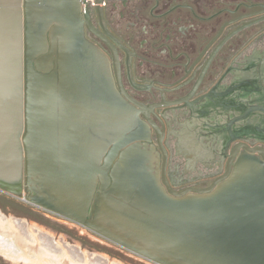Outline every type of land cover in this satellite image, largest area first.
Returning <instances> with one entry per match:
<instances>
[{"label":"water","instance_id":"obj_1","mask_svg":"<svg viewBox=\"0 0 264 264\" xmlns=\"http://www.w3.org/2000/svg\"><path fill=\"white\" fill-rule=\"evenodd\" d=\"M10 4L0 2V46L26 47L0 61L19 94L15 194L158 264H264L262 161L243 152L210 187L170 195L140 114L109 98L110 61L86 37L80 6ZM49 31L61 48H47ZM165 173L166 159L171 190Z\"/></svg>","mask_w":264,"mask_h":264},{"label":"flooded vegetation","instance_id":"obj_2","mask_svg":"<svg viewBox=\"0 0 264 264\" xmlns=\"http://www.w3.org/2000/svg\"><path fill=\"white\" fill-rule=\"evenodd\" d=\"M63 1L80 6L86 37L110 61L114 87L109 98H117L126 111H138L150 131V140L144 142L159 152L162 182L170 195L210 187L229 163L233 170L243 152L264 164V0ZM53 36L49 31L47 48H61L52 42ZM6 46L26 48L25 43ZM165 159L172 191L163 181ZM17 209L2 208V213L51 228L26 213L19 215ZM19 223L30 234L25 221L16 223L17 233ZM5 227L0 226V255L13 262L91 264L67 258L59 239L49 234L58 251L30 234L37 240L34 248L40 246L32 249L30 240L18 233L19 249L8 239L13 236L10 225ZM75 240L80 244L63 242L83 259L116 264L110 253L90 252Z\"/></svg>","mask_w":264,"mask_h":264},{"label":"rangeland","instance_id":"obj_3","mask_svg":"<svg viewBox=\"0 0 264 264\" xmlns=\"http://www.w3.org/2000/svg\"><path fill=\"white\" fill-rule=\"evenodd\" d=\"M18 209L17 212L19 215L22 213H26L29 215V217H32V219L39 220L42 222L47 223L51 228H46L43 226H40L36 223V221L31 220V218H24L22 220H17V217L14 216V220L18 222H24L29 226L30 234L35 235V237L40 240L41 244L44 246H47L50 248L52 252L55 250H59L58 247H56L52 237L49 235H53L59 239L61 249L65 250L64 254L67 258L70 260L74 259L75 261L85 262L88 261L91 264H94L92 262V258L90 256H86V259H83V255L79 252H76L74 250H69L67 246H65L64 241L66 243H72V244H80L75 239L81 240L83 243V246L89 250L90 252H95L99 254L100 252L106 251L110 253L111 257H109L110 261L112 263L116 264H155L151 262L148 259L142 258L128 249H125L124 247L120 246L119 244L99 235L98 233L86 228L85 226H80L79 224L75 222H67V220L59 215H56L52 212L46 211L42 208L36 207V206H30L27 203L19 200L18 203ZM6 212H9V210H5ZM9 216V215H8ZM19 219V218H18ZM24 220V221H23ZM0 226L3 225V228L7 229L9 227H5L6 225H10L11 230H15L16 223L15 221H9L7 222L5 219L0 217ZM18 233L20 236H23L24 238L30 240V247L32 249L37 250L40 246L37 248L32 247L34 245L33 241L36 242L37 240L35 238H32V235L27 233V226L19 223L18 224ZM52 229L62 231L63 234H59L60 232L56 233ZM65 233V234H64ZM49 234V235H47ZM31 238H30V236ZM87 252V251H86ZM88 253V252H87ZM20 257V256H19ZM65 257V258H66ZM26 259H29V256L27 255L24 257ZM96 260L101 262L100 258L94 257ZM0 259H2L3 262H0V264H35L34 262H13L9 260L8 258L3 257L0 255ZM67 260V259H66Z\"/></svg>","mask_w":264,"mask_h":264},{"label":"crops","instance_id":"obj_4","mask_svg":"<svg viewBox=\"0 0 264 264\" xmlns=\"http://www.w3.org/2000/svg\"><path fill=\"white\" fill-rule=\"evenodd\" d=\"M11 2L7 1V8ZM1 6V5H0ZM11 6V4H10ZM11 14V13H10ZM10 14H7V21L11 20ZM1 17V15H0ZM11 50L5 46H0V61L9 59L8 55L3 56V51ZM5 53V52H4ZM5 65L7 63H0ZM1 83H6V86H0V217L7 221H14V214L5 216L2 213V208L14 212V208L18 206L19 200L24 201V197L28 195V191L24 190L21 196L16 195V190H19L17 180V152H16V128L18 125V92L13 89L12 85L9 89V82H13V78H0ZM31 106V104H30ZM32 108L30 107V114L28 116V123L32 126ZM35 123V120H34ZM32 141V140H31ZM30 141V143H31ZM63 149H59L57 155L63 157L68 155ZM19 192V191H18ZM34 206V205H32ZM4 215V216H3Z\"/></svg>","mask_w":264,"mask_h":264},{"label":"bare ground","instance_id":"obj_5","mask_svg":"<svg viewBox=\"0 0 264 264\" xmlns=\"http://www.w3.org/2000/svg\"><path fill=\"white\" fill-rule=\"evenodd\" d=\"M3 219H4V218H3ZM14 221H15V220H14ZM15 222H18V221H15ZM12 233H13L12 238H8V239H9V241L11 240V243H12V244L18 246L19 243H18L17 240L15 239V237L18 235V233H17V231H14V230L12 231ZM17 246H16V247H17ZM32 247H34V245H32ZM18 248H19V249H23L22 245H19ZM65 261H67V260H65ZM60 264H63V262H61Z\"/></svg>","mask_w":264,"mask_h":264}]
</instances>
